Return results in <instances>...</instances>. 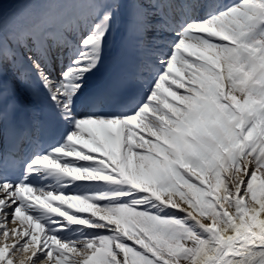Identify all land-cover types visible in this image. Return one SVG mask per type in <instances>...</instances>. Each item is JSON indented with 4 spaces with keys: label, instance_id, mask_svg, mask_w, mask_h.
Listing matches in <instances>:
<instances>
[{
    "label": "snow or ice",
    "instance_id": "snow-or-ice-1",
    "mask_svg": "<svg viewBox=\"0 0 264 264\" xmlns=\"http://www.w3.org/2000/svg\"><path fill=\"white\" fill-rule=\"evenodd\" d=\"M25 254L264 264V0H0V264Z\"/></svg>",
    "mask_w": 264,
    "mask_h": 264
},
{
    "label": "bare ground",
    "instance_id": "bare-ground-1",
    "mask_svg": "<svg viewBox=\"0 0 264 264\" xmlns=\"http://www.w3.org/2000/svg\"><path fill=\"white\" fill-rule=\"evenodd\" d=\"M98 136L101 139H103V133L102 132H98ZM69 158L70 159H74V157H69ZM133 163L135 164V161H133ZM72 203H73V207H72V209H70L71 211H74L76 207H83V205H78L76 202H72ZM65 206H67V205H65ZM83 214H88V213H83ZM27 255L28 254H25V256H24V264H28ZM13 264H17V259L16 258H13Z\"/></svg>",
    "mask_w": 264,
    "mask_h": 264
}]
</instances>
